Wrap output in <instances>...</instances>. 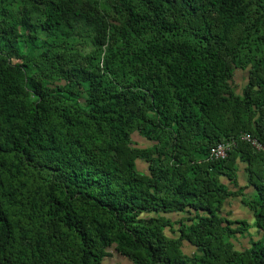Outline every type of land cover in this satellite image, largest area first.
I'll return each mask as SVG.
<instances>
[{"label":"trees","instance_id":"16d2710c","mask_svg":"<svg viewBox=\"0 0 264 264\" xmlns=\"http://www.w3.org/2000/svg\"><path fill=\"white\" fill-rule=\"evenodd\" d=\"M240 195L254 222L222 213ZM112 247L264 264V0H0V264Z\"/></svg>","mask_w":264,"mask_h":264},{"label":"rangeland","instance_id":"374dc122","mask_svg":"<svg viewBox=\"0 0 264 264\" xmlns=\"http://www.w3.org/2000/svg\"><path fill=\"white\" fill-rule=\"evenodd\" d=\"M245 75H246V73L243 72V71H238V72H237L236 77L238 78V81H239L240 83L244 81V79H245ZM135 140H136V142H138L140 145H146V144H149V142L146 141V139L139 137L137 134H135ZM138 166H139V169L142 170V171L147 169V165H146L143 161H139V162H138ZM225 181H226V179H225ZM227 183L229 184V182H227ZM230 186H231V188H232L233 190H236V189H237V187H234L233 185H230ZM248 193H251V192H248ZM236 198H238V197H235V198H234V200H235V201H234V206H235V207L239 205V203H238V201L236 200ZM224 213H225V211H224ZM245 216H246V215H242L241 217H245ZM173 217H174V218H177L176 215L173 216ZM233 217L235 218V216H233ZM239 242H240V243H237V244H236L237 247L249 246V239L243 238V239H242L241 241H239ZM183 249H184L185 252H187V253H191V252L194 250L193 246H191L189 243H185ZM110 251L112 252V256H110V257H106L105 260H104V263H103V264H133V262H132L129 258H127V257L121 255L120 253H118V252L115 250L114 247H112V248L110 249Z\"/></svg>","mask_w":264,"mask_h":264},{"label":"crops","instance_id":"0c3cea01","mask_svg":"<svg viewBox=\"0 0 264 264\" xmlns=\"http://www.w3.org/2000/svg\"><path fill=\"white\" fill-rule=\"evenodd\" d=\"M244 164H240L239 165V170H238V182L241 186H247V176L246 173L244 171ZM227 182V181H226ZM234 186V185H233ZM239 188V187H238ZM253 189L247 188L245 190V192L248 194V192H252ZM236 198V200L238 201L239 205L238 206H234V198ZM235 197H230L229 199H227L224 203V206L222 208V213L223 214H231V216H235V218H243V219H248L250 222H254V215H253V211L247 206L245 205V203H243V196H235ZM245 199V198H244ZM225 211V213H224ZM242 215H246L245 217H241ZM254 230V229H251Z\"/></svg>","mask_w":264,"mask_h":264},{"label":"built area","instance_id":"2783aa9c","mask_svg":"<svg viewBox=\"0 0 264 264\" xmlns=\"http://www.w3.org/2000/svg\"><path fill=\"white\" fill-rule=\"evenodd\" d=\"M242 139L251 142L253 145L257 146L258 148H261L262 146L257 142L256 139L252 138L247 133L242 135ZM233 143L227 142V143H220L215 145L210 150V158L211 159H224L228 156L229 150H231Z\"/></svg>","mask_w":264,"mask_h":264}]
</instances>
